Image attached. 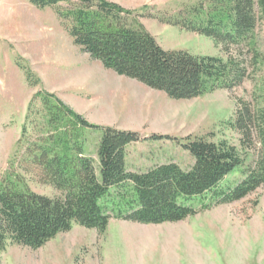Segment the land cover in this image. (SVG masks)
<instances>
[{
  "label": "rangeland",
  "instance_id": "rangeland-1",
  "mask_svg": "<svg viewBox=\"0 0 264 264\" xmlns=\"http://www.w3.org/2000/svg\"><path fill=\"white\" fill-rule=\"evenodd\" d=\"M107 1L134 12L129 23L137 20L144 25L165 50L241 62L246 71L244 80L233 89H217L192 100H172L163 92L105 69L77 47L69 23L57 14L59 9H69L70 4L39 9L30 0H0V179L7 173L15 179L21 176V185L33 192L63 197L42 180L40 169L32 166L29 158V149L48 132L44 130L45 112L36 96L50 93L101 127L138 132L143 138L190 136L216 143L226 141L238 150L244 164L228 175L221 187H236L254 166L260 148L256 139L243 146L233 124L244 104L252 110L264 108L261 60L254 57L247 43L225 48L175 24L188 18L192 9L201 8L200 4L210 13L217 8L213 3L217 0H147L139 9L135 7L143 0ZM252 42L257 54L264 57V19L260 14ZM19 65L34 74L33 81L38 80L35 86L29 84ZM69 131L79 133L83 156L97 161L102 133ZM126 150L127 171L133 173H145L167 163L189 170L194 164L191 154L174 140L142 141ZM132 193V185L127 183L111 188L100 202L111 216L103 233L73 224L71 231L38 250L8 244L0 251V264H264V187L240 201L205 211L200 208L211 203L209 197L195 198L188 205L198 209L197 215L161 225L116 218L119 209H125L119 196L130 199Z\"/></svg>",
  "mask_w": 264,
  "mask_h": 264
},
{
  "label": "trees",
  "instance_id": "trees-1",
  "mask_svg": "<svg viewBox=\"0 0 264 264\" xmlns=\"http://www.w3.org/2000/svg\"><path fill=\"white\" fill-rule=\"evenodd\" d=\"M30 0L39 9L70 8L57 12L69 23L73 42L91 59L119 76L163 92L172 100H192L217 89H233L245 78L239 61L209 56H194L185 51L165 50L144 25L128 18L135 13L107 0ZM216 9L205 13L192 9L188 18L175 24L182 29L213 39L224 46L247 43L264 69V57L257 54L252 40L259 14L264 19V0H217ZM73 5V6H72ZM20 66V65H19ZM25 71L27 81L35 86L34 74ZM45 112L47 136L30 150V164L41 171L42 180L62 192V198L37 194L22 184V177L7 173L0 179V251L8 244L38 250L73 224L104 232L111 216L100 204L114 187L132 185V196L121 195L125 209L116 218L124 221L161 225L177 223L199 213L189 206L195 198L206 199L200 211L237 202L264 187V108L252 110L248 104L238 109L233 126L240 133L243 146L256 139L258 158L245 178L231 190L221 184L244 164L238 150L226 141L211 142L203 137L178 139L152 135L143 138L134 131L101 127L86 121L62 100L50 93H38ZM90 129L102 133L97 161L83 156L79 133ZM26 133V130H24ZM174 140L194 158L189 170L175 163L156 166L145 173L127 171L126 154L130 144L142 141ZM79 144V145H78ZM14 167V163H11ZM23 186V187H22ZM126 197V198H125Z\"/></svg>",
  "mask_w": 264,
  "mask_h": 264
},
{
  "label": "crops",
  "instance_id": "crops-1",
  "mask_svg": "<svg viewBox=\"0 0 264 264\" xmlns=\"http://www.w3.org/2000/svg\"><path fill=\"white\" fill-rule=\"evenodd\" d=\"M146 1L147 0H143V1H141V3H140V5L139 6H137V7H135V9H139L142 5L144 6V4L146 3ZM112 2V1H111ZM114 3H116V2H114ZM118 4V3H117ZM139 4V3H138ZM120 5V4H119ZM146 5V4H145ZM122 7H124L123 5H122ZM126 167H127V169H129L128 167V155L126 154ZM129 171V170H128Z\"/></svg>",
  "mask_w": 264,
  "mask_h": 264
},
{
  "label": "bare ground",
  "instance_id": "bare-ground-1",
  "mask_svg": "<svg viewBox=\"0 0 264 264\" xmlns=\"http://www.w3.org/2000/svg\"><path fill=\"white\" fill-rule=\"evenodd\" d=\"M178 110V109H177ZM164 112V111H163ZM163 115V114H162ZM170 115V114H169ZM174 115V114H173ZM166 116V115H165ZM171 119V118H170Z\"/></svg>",
  "mask_w": 264,
  "mask_h": 264
}]
</instances>
